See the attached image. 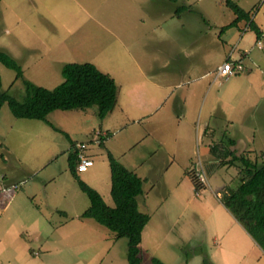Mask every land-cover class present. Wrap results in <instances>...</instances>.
<instances>
[{"label":"rangeland","instance_id":"rangeland-1","mask_svg":"<svg viewBox=\"0 0 264 264\" xmlns=\"http://www.w3.org/2000/svg\"><path fill=\"white\" fill-rule=\"evenodd\" d=\"M234 1L264 30V0ZM235 17L225 0H0V51L23 70L17 77L0 61L3 91L22 101L28 82L54 89L65 80V64L98 60L140 94L135 101L151 96L149 119L116 117L110 130L113 115L101 119L97 106L51 112L48 119L65 130L57 131L49 122L16 117L8 102L0 105V264H129L128 239L82 217L91 202L77 178L115 205L107 152L144 179L139 208L151 215L141 243L144 264L153 256L166 264H264V248L223 204L245 167L230 160L243 152L254 163L264 159V32L259 39L247 20L223 29ZM241 59L249 70L217 76L225 61ZM180 69L186 79L210 73L196 81L204 91L188 105L187 130L177 143L171 133L184 109L179 86L164 96L151 82L180 83ZM119 98L121 108H133L123 104L126 91ZM68 114L78 116L69 121ZM162 116L170 128L160 140ZM89 121L94 129L83 130ZM233 139L238 149L228 154ZM75 142L87 144L94 160L85 171L75 162L76 173ZM211 145L219 161L206 159ZM211 161L214 168L205 170Z\"/></svg>","mask_w":264,"mask_h":264},{"label":"trees","instance_id":"trees-1","mask_svg":"<svg viewBox=\"0 0 264 264\" xmlns=\"http://www.w3.org/2000/svg\"><path fill=\"white\" fill-rule=\"evenodd\" d=\"M226 5L236 15L235 19L223 29L237 26L247 20L256 30L258 38L263 31L255 24L246 11L234 0H225ZM178 7V10L182 9ZM0 61L9 68L15 69L18 76L23 75L20 64L8 53L0 51ZM65 80L54 89L27 83L24 100L20 101L2 90L0 73V105L8 102L14 115L18 118L37 119L49 122L48 115L57 110H86L98 107V115L104 119L118 104L119 86L110 74L100 70L92 62H70L64 65ZM232 145L236 141L231 140ZM218 148L212 146V151ZM236 150L227 151L228 154ZM74 163H78L77 154H72ZM111 167V193L114 206L106 203L101 193L82 179L79 186L91 201L90 206L82 213V217L93 218L115 233L117 238L128 239L129 264H144L141 243L143 231L151 219V215L139 208L138 196L144 192V179L132 169L122 164L111 152H108ZM241 160L245 166L241 173V182L237 187H229L223 197V204L232 215L244 226L246 231L264 248V159L261 164L254 163L245 157V153L236 154L230 161ZM77 166V165H76ZM152 264H166L157 257H151Z\"/></svg>","mask_w":264,"mask_h":264},{"label":"crops","instance_id":"crops-1","mask_svg":"<svg viewBox=\"0 0 264 264\" xmlns=\"http://www.w3.org/2000/svg\"><path fill=\"white\" fill-rule=\"evenodd\" d=\"M174 3H176V2H174ZM262 31L264 32V30H262ZM259 39H258V41H259ZM258 41H257V44H258ZM258 47L259 48H262L259 45H258ZM238 61H242V64H243V66L245 68L244 71L249 70L242 59L241 60H238ZM85 62H89V61H85ZM92 63H94L103 72H106V73L110 74L112 77H114V79L116 80V82H117V84L119 86V94H120V96H123V95L125 96V91H126V94H128V98L129 99H128L127 102H129V103L124 102L123 104L133 106V108L130 107L129 110H124L125 107L122 105V102H121L120 98L118 97V104L116 106L119 105L120 106V108H119L120 110L117 112L118 113V116H114V114H112L113 111L109 113L110 115H113V116H109L111 118H108L109 120H107L106 125L107 124L108 125H107L106 128L108 130H110L109 129V126H111L110 125L111 122L113 124V121H114V119H116V117H120V119L122 118V122L123 123H126L127 121L133 122L132 120H138L140 118H145V119H149L150 118L149 117L150 116L149 112L145 110V108L147 109V105L149 104L148 102L151 101L150 94L149 95L147 94L145 97H143L142 101H138V102L135 101L136 100V94H138V95H140V94L138 92H135L132 89H130V87L128 85L126 86V82L118 83V79H117V75H116L117 72H118V70L113 69L112 65L110 67L108 64H106L108 66L107 67L105 64L101 63V61H98V60L97 61H93ZM244 71H242V72H244ZM209 73L210 72L203 73L201 75L200 74H196L194 78H191L189 76L190 79H186V78H188V77H186V75L187 74L189 75V73L185 74L184 71L182 69H180L179 72H176V75L180 76V77H178L179 80H180V83H175V81H173L172 79L164 80L163 78H160L162 80V82H158V81H152L151 82L155 87L158 88L157 89V93H158V91L160 89H163L164 96H167V94H166L167 89L172 88V87H177L178 88V86H179V91H181V92H179V95H180V98H181L182 105L184 106V109L182 110V113H180L179 117L177 118L178 121L175 120V125L177 126V133H176V131H173V132H175V135L173 133H171V135L173 137H175L177 135L176 136L177 143H179L181 141V139H183L182 136L184 135V132L187 130V125H185V121L188 120V115H189L188 105H189V107H193L195 104H197L196 102H197L198 98H199V100L201 99V94L204 91V85H200L196 81H198L199 79H203V78L207 77L209 75ZM121 78L122 79H125L126 76H124V74H123V76L121 75ZM194 82H196V83H194ZM133 101H135V102H133ZM121 107H124V108H121ZM73 110H77V109H73ZM120 111H122V112H120ZM124 111H125V113H127V111H130L131 112L130 116H125V114L122 115L121 113H124ZM85 113H88V111L86 110ZM66 116L69 119V121H71V120L75 119L78 116V114H68ZM123 116H125L124 117L125 119H123ZM81 120H83V118H81ZM49 123L51 124V126L53 128H57L56 129L57 131H65V130H61L59 127H57L56 125H54L53 122H51L50 120H49ZM89 123H90L89 125L92 124L91 121H89ZM157 123L158 124H161L160 127L163 128V133L160 132V136H161L160 137V140H161V139L164 138L162 134H164V132L167 129L170 128V124H169V120H167V118L166 117H163V116H162V118H157ZM89 125H86L85 124L83 130H91L93 128V126L91 125L89 127ZM179 128H181V130L178 131ZM95 132L97 134L100 133L99 135L102 136V133L100 131L95 130ZM104 133L107 134V132H105V131H104ZM180 134H181V136H180ZM75 144H77V142L73 143V145H72L73 146V154L76 153L75 152L76 150L74 149L75 148ZM212 146L213 145H211V147L206 146L204 148V150H203V152L207 155V158L206 159L208 161H209V159H211L212 161H219L220 159L218 160L217 157L212 153ZM164 147H167V146H164ZM172 148L173 149L175 148V143L173 141H172ZM178 148L179 147H177V149H175V150H178ZM237 149H238V147L236 146V144L233 145V150H237ZM243 153H245V152H243ZM85 154L93 159L92 155L88 154L87 152H85ZM212 161L203 164V167H204L205 170L206 169H213L214 168V164L212 163ZM92 166H90V167H92ZM0 188L2 189L3 188V185H0ZM40 210H43V209H40Z\"/></svg>","mask_w":264,"mask_h":264},{"label":"built area","instance_id":"built-area-1","mask_svg":"<svg viewBox=\"0 0 264 264\" xmlns=\"http://www.w3.org/2000/svg\"><path fill=\"white\" fill-rule=\"evenodd\" d=\"M258 45L262 47L261 40L258 41ZM244 69L245 68L242 64V61L227 60L217 69V76L223 78H229L231 75L235 73L244 71ZM75 148L77 149V157H78L77 170L85 171L94 164V160L85 154V149L87 148V144L77 143L75 144ZM198 175L201 177L202 182L207 181L204 173L199 172Z\"/></svg>","mask_w":264,"mask_h":264}]
</instances>
